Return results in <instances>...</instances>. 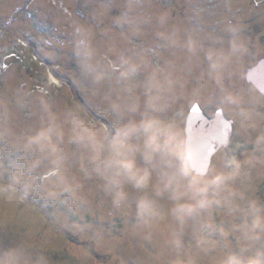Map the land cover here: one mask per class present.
Listing matches in <instances>:
<instances>
[{"label": "rangeland", "instance_id": "obj_1", "mask_svg": "<svg viewBox=\"0 0 264 264\" xmlns=\"http://www.w3.org/2000/svg\"><path fill=\"white\" fill-rule=\"evenodd\" d=\"M262 58L264 0H0V264H264Z\"/></svg>", "mask_w": 264, "mask_h": 264}, {"label": "water", "instance_id": "obj_2", "mask_svg": "<svg viewBox=\"0 0 264 264\" xmlns=\"http://www.w3.org/2000/svg\"><path fill=\"white\" fill-rule=\"evenodd\" d=\"M245 79L264 99V58L247 70ZM221 112L223 113L222 110H219L213 118H208L203 111L197 115L190 110L186 117L184 152L190 169L197 176H206L215 155L219 150L225 148L220 144V140L223 139V125L229 120L225 118L224 114L221 116ZM232 135L230 130L228 145ZM217 146L219 150H216ZM205 153L207 154L206 160L204 159Z\"/></svg>", "mask_w": 264, "mask_h": 264}, {"label": "snow or ice", "instance_id": "obj_3", "mask_svg": "<svg viewBox=\"0 0 264 264\" xmlns=\"http://www.w3.org/2000/svg\"><path fill=\"white\" fill-rule=\"evenodd\" d=\"M15 38H17V37H15V35H14V39ZM19 40H20L21 43H24L23 37H19ZM25 46H27V45L25 44ZM131 71L132 72H135V69H132ZM115 72L117 74H119L120 73V68H116L115 69ZM52 82L54 84H58L59 83V81H57L56 79H53ZM220 103H221V105H223V104H233V105H236V104L240 103V99L239 98L234 99L232 96L225 95L221 99ZM190 107H191V111L194 114H197V115H199L202 112V110H203V104L202 103H199V102L193 103ZM220 115L222 116L223 113L221 112ZM108 126L111 127L112 131L114 133H116V135L118 137L121 134H123V135H127L128 134L127 132H123V131L122 132H117V130H116V124L115 123L108 124ZM223 129H224L223 132H222L223 139L220 140V144H222L226 148L228 146V143L227 142H228V139H229V136H228L229 131L231 130L232 133L234 134V122L229 121L228 123L224 124L223 125ZM216 150H219V147L218 146L216 147ZM204 159L205 160L207 159V154L206 153L204 154ZM233 163H235V161H233ZM141 164L143 166H145V167H153V168H155L157 166L155 162L151 161L146 156H142V158H141ZM238 167H239V165H237V168ZM176 175L182 176V177L184 176L182 170H178L177 173H176ZM219 179L220 178L217 177V181H219ZM214 183H215V181H214Z\"/></svg>", "mask_w": 264, "mask_h": 264}, {"label": "flooded vegetation", "instance_id": "obj_4", "mask_svg": "<svg viewBox=\"0 0 264 264\" xmlns=\"http://www.w3.org/2000/svg\"><path fill=\"white\" fill-rule=\"evenodd\" d=\"M219 110H220V109H218L217 111H219ZM217 111H216V112H217ZM232 122H233V121H232Z\"/></svg>", "mask_w": 264, "mask_h": 264}]
</instances>
